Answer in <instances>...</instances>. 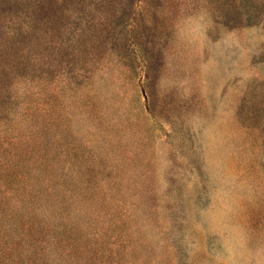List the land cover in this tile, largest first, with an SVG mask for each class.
<instances>
[{"label": "rangeland", "instance_id": "obj_1", "mask_svg": "<svg viewBox=\"0 0 264 264\" xmlns=\"http://www.w3.org/2000/svg\"><path fill=\"white\" fill-rule=\"evenodd\" d=\"M0 264H264V0H0Z\"/></svg>", "mask_w": 264, "mask_h": 264}]
</instances>
